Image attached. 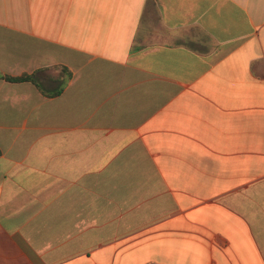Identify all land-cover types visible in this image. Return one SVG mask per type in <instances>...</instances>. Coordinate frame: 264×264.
Wrapping results in <instances>:
<instances>
[{
	"label": "crops",
	"instance_id": "obj_1",
	"mask_svg": "<svg viewBox=\"0 0 264 264\" xmlns=\"http://www.w3.org/2000/svg\"><path fill=\"white\" fill-rule=\"evenodd\" d=\"M150 263L264 264V0H0V264Z\"/></svg>",
	"mask_w": 264,
	"mask_h": 264
},
{
	"label": "trees",
	"instance_id": "obj_2",
	"mask_svg": "<svg viewBox=\"0 0 264 264\" xmlns=\"http://www.w3.org/2000/svg\"><path fill=\"white\" fill-rule=\"evenodd\" d=\"M6 79L10 82H21V81L33 80V77L30 76H24L20 78L6 77ZM150 264H156V263H150Z\"/></svg>",
	"mask_w": 264,
	"mask_h": 264
}]
</instances>
